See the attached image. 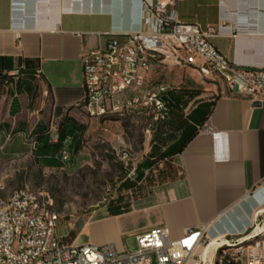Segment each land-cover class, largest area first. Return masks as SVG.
<instances>
[{"label": "crops", "instance_id": "obj_1", "mask_svg": "<svg viewBox=\"0 0 264 264\" xmlns=\"http://www.w3.org/2000/svg\"><path fill=\"white\" fill-rule=\"evenodd\" d=\"M142 1L0 0V160L30 157L50 171L75 164L85 138L110 121L88 118L77 107L83 95L79 57L103 46L111 31L123 40L137 30ZM222 1L181 0L174 9L180 22L220 25L210 41L230 61L264 68V0ZM15 69L25 76L9 87L8 73ZM165 69L161 82L174 86L169 97L176 88L184 90L173 125L187 123L195 133L164 159L175 168L165 186L126 212L84 223L81 243L122 250L126 236L156 226L167 227L172 239L193 229L228 240L259 217L264 221V192L253 193L264 181V102L254 106L230 95L221 80L190 67Z\"/></svg>", "mask_w": 264, "mask_h": 264}, {"label": "built area", "instance_id": "obj_2", "mask_svg": "<svg viewBox=\"0 0 264 264\" xmlns=\"http://www.w3.org/2000/svg\"><path fill=\"white\" fill-rule=\"evenodd\" d=\"M177 1L181 0L142 1L137 30L126 33L123 40L111 31L103 46L81 53L83 95L77 107L86 117L137 114L155 124L165 120L174 86L153 81L159 68L190 67L221 80L230 95L264 102V68L241 66L226 58L210 41L220 25L201 28L180 22L174 9ZM217 1L222 5V0ZM8 75L12 80L6 85L15 86L18 70ZM35 76H41L39 68ZM66 158L63 153L62 159ZM261 192L264 181L253 190ZM58 220L51 199L25 187L4 196L0 182V264H264V238L254 239L259 234L246 244L240 238L228 240L226 246H236V251L228 253L225 245H218L202 255L200 250L210 240L206 233L187 229L182 239H172L167 227L156 226L136 234V249L129 251L111 243L62 244Z\"/></svg>", "mask_w": 264, "mask_h": 264}, {"label": "rangeland", "instance_id": "obj_3", "mask_svg": "<svg viewBox=\"0 0 264 264\" xmlns=\"http://www.w3.org/2000/svg\"><path fill=\"white\" fill-rule=\"evenodd\" d=\"M166 71L159 68L156 74H152L153 81L164 80ZM155 126L146 116H115L85 138L82 155L66 170L43 169L35 165L30 157L0 160V182L4 187V196L16 188L25 187L41 193L45 199H51L53 209L59 214L56 231L61 243L68 245L78 237L80 244L86 241L85 234L79 235L84 223L107 216L112 203L129 210L138 203L149 201L172 177L173 164L160 160L146 170L144 177L133 187L127 188L122 184L125 179L132 180L130 173L154 142L159 147H163V142H169L167 121ZM256 223L264 228L262 217ZM253 230L254 227H251L244 234L228 240L241 239ZM260 238H264V229L254 239ZM226 245L223 249L228 253L238 249ZM123 249H136L134 236L123 239Z\"/></svg>", "mask_w": 264, "mask_h": 264}, {"label": "trees", "instance_id": "obj_4", "mask_svg": "<svg viewBox=\"0 0 264 264\" xmlns=\"http://www.w3.org/2000/svg\"><path fill=\"white\" fill-rule=\"evenodd\" d=\"M37 69V68H36ZM18 70V78L15 82V85L18 83L20 78H23L25 76L24 72L20 69ZM174 90V89H173ZM184 94V90L181 88H176L175 92L170 95L167 107H168V114L165 120L158 121L156 123L155 128L157 127L159 122L164 123L167 121V124H169L170 132L168 134L167 140L169 142H163V147H159L154 144L150 147L149 152L144 156V158L137 163V165L134 167L132 172V180L125 179L123 181V186L130 188L133 187L137 181L141 180L144 177V172L146 170H149L153 165H155L158 161L164 160L175 154L176 152L180 151L183 146L192 138V136L195 133V129H190L189 125L181 124L178 126L176 124V127H174L173 123L174 120L172 118L173 114H178V112L181 110L178 106L180 104V99L182 98ZM196 93L191 92L189 97L192 98ZM194 110L189 114V117H192ZM115 116H110L108 119H113ZM205 119V116L202 117V120ZM160 139V138H159ZM128 211L127 208L121 207L119 205H113L108 210V215H118L123 212Z\"/></svg>", "mask_w": 264, "mask_h": 264}, {"label": "bare ground", "instance_id": "obj_5", "mask_svg": "<svg viewBox=\"0 0 264 264\" xmlns=\"http://www.w3.org/2000/svg\"><path fill=\"white\" fill-rule=\"evenodd\" d=\"M264 229V228H256L253 230L252 233H250L249 236H243L241 238V241H245L247 239H250L252 235H256V234H259L261 232V230ZM228 244V241L227 240H219V238L215 239V238H212L209 240L208 244L206 246H204L201 250H200V253L203 255H207L208 253H210L216 246L218 245H226Z\"/></svg>", "mask_w": 264, "mask_h": 264}, {"label": "water", "instance_id": "obj_6", "mask_svg": "<svg viewBox=\"0 0 264 264\" xmlns=\"http://www.w3.org/2000/svg\"><path fill=\"white\" fill-rule=\"evenodd\" d=\"M259 104H260V102H258V101L252 102V105H254V106H258Z\"/></svg>", "mask_w": 264, "mask_h": 264}]
</instances>
